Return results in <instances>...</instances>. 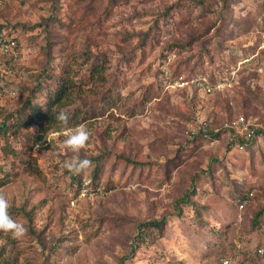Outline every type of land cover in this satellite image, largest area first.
<instances>
[{
  "label": "rangeland",
  "instance_id": "374dc122",
  "mask_svg": "<svg viewBox=\"0 0 264 264\" xmlns=\"http://www.w3.org/2000/svg\"><path fill=\"white\" fill-rule=\"evenodd\" d=\"M202 1L206 10L195 0H15L2 10L0 22L16 33L19 44L15 65L25 68L19 81L3 80L4 86L11 81L24 85L22 89L33 86L49 37L56 43L51 50L53 71L67 63L70 52L80 61L86 47L104 57L109 82L98 94L106 93L109 100L101 107L90 104L87 114L75 117L89 129L90 139L74 154L61 146L74 121L68 122L67 129L58 123L48 127L38 141L30 134L37 126L30 132L17 130L15 115L24 105V89L0 92V123L5 120L11 127L0 137V147L6 142L19 153L14 161L12 155H0L3 171L12 173L0 192L10 203L9 214L27 229L19 240L0 231V259L9 264H119L120 258H124L121 264H218L222 255L243 260L246 252L253 256L254 249L264 244L261 232L249 226L252 209L264 207V138L256 140L252 154L227 151L222 143L190 144L182 151L191 155L172 171L168 182H161L164 167L159 170L152 164H165L175 156L190 138L187 133L197 131L200 123L221 128L243 117L264 124V96L260 95L259 103L242 88L244 84L264 94V0H231L229 15L233 13L239 22L224 20L218 38L222 46L209 41L205 52L199 40L183 48L178 58L176 52L165 50L167 45L186 40L192 28L200 27L203 14L212 20L218 16L221 0ZM175 3L178 7L163 17L165 8ZM155 20L157 28L144 48L130 52L137 34ZM127 34L130 42L120 46L122 53L116 45ZM177 59L184 63L182 76L190 80L205 82L213 74L214 93L195 91L186 81H167L169 65ZM113 75L118 78L114 84ZM86 82L78 79L75 85ZM92 85L88 81L82 89ZM146 92L151 99L140 106ZM223 99L228 102L229 118L220 108ZM80 104L74 92L64 109ZM105 148L131 157L141 167L116 165L110 158L99 182L86 185L85 173L76 194L77 183L64 162L74 155L98 156ZM109 177L110 192L105 189ZM245 191L252 193L253 200L239 209L233 198ZM16 208H23L26 216ZM162 217L166 224L161 237L151 243L134 240L139 223ZM258 263L263 261L252 262Z\"/></svg>",
  "mask_w": 264,
  "mask_h": 264
},
{
  "label": "trees",
  "instance_id": "16d2710c",
  "mask_svg": "<svg viewBox=\"0 0 264 264\" xmlns=\"http://www.w3.org/2000/svg\"><path fill=\"white\" fill-rule=\"evenodd\" d=\"M231 0H221L220 5L216 7L218 9V16L215 20L209 19V15L203 14L202 18H207V20H199L200 21V27L199 28H192L193 30L190 31L188 34V38L186 40H173L165 50L176 52V57L180 58V53L183 48H186L187 46L192 45L194 42L201 40V48L202 51H207L205 48L207 46V43L209 41H215L218 43V45L222 46L221 42L218 41V38L221 37L220 32H222L224 27V20L227 19L228 22H239L238 20L234 19L233 13L232 15H229V11H231L230 2ZM53 4H56V1L52 2ZM195 4H198L201 6L203 10H206L208 7L205 2L202 0H195ZM54 6V5H53ZM178 7V3H175L174 5L167 6L165 10L162 13L163 17H167L170 15V10L172 8ZM88 8V7H87ZM206 8V9H205ZM54 19V17L52 18ZM219 22V25L217 24ZM2 27V26H1ZM0 27V28H1ZM22 29H27L30 27L21 26ZM61 27L63 28L64 25L61 24ZM157 28V21H154V24L150 26L146 31H142L141 33H138L135 40L136 43L132 45L130 52L134 50H142L144 48V45L146 42H148V36L152 34V32ZM133 34V33H132ZM130 36V34H127L123 37V39L117 42L118 51L122 52L121 45H126L127 38ZM47 38V43L45 45V56H44V62L42 64V67L40 68L41 71L34 76L33 79V86L32 87H25L23 90L22 87L24 85H14L16 83H8L6 86H4L5 89L15 91L14 89H22L25 93V100L24 105L21 106L19 109L16 110L15 118L17 120V130L26 129L30 132V129L33 126H37V129L34 133L30 132L31 135H34L36 138H38V141L42 139V135L48 127H52L54 124L58 123L55 119V117L59 114L61 111H65L69 116V121H74V125L77 126L80 123L78 121H75V117L78 116L81 112L82 114H87L86 109L90 106V104H96V106H104L107 105V102L109 99H107V94H98V89L102 88L104 86V83L109 82L108 76L104 75L106 61L100 57L101 55L93 54L88 47L84 49L83 52H81L80 55V61L76 60V57L73 58L72 52L68 56H66L67 63L58 65L59 70L53 71V67H51L50 62L53 61V56L51 53L52 47L56 44L52 41L49 37ZM131 40V39H129ZM134 41V40H133ZM121 42V43H120ZM222 48V47H221ZM173 50V51H172ZM123 53V52H122ZM58 54V53H57ZM184 65L180 59H177L175 63H172L169 65L168 70V77L167 81L170 82H181L186 81L187 84H190L191 88H193L195 91H197V88H200L196 82H200L201 80L192 79L190 80V76H182L181 73V65ZM22 69L24 72V67H18ZM25 74V73H24ZM162 74V73H161ZM24 79V78H23ZM22 79V80H23ZM80 79L83 82L88 83V81H92L93 85L90 87H87L85 90L82 89V85L86 83H80L81 86L75 85V82ZM21 80V81H22ZM2 80L0 79V82ZM118 81L117 76L113 75V84ZM193 81V82H189ZM195 81V82H194ZM23 82V81H22ZM112 82V81H111ZM193 83V84H192ZM204 85L213 87V91L215 89L216 79L214 78L213 74H210L205 82H202ZM112 84V86H113ZM111 86V89L108 90V92L112 91L113 87ZM162 87V83L159 82L158 88ZM76 90H74V89ZM242 88L244 90V93L249 95L252 99H256L257 102H262L260 99L261 96H264L263 93H261V90H258L257 88H254V90L250 89L247 85L242 84ZM26 90V91H25ZM205 93V95H212V93ZM0 92L7 94V92L2 91L0 88ZM76 93L77 97L79 98V102L81 103L78 107L69 109V111H66L64 109L66 106V102L69 98H72V93ZM149 92V91H148ZM146 92L145 95L141 98L139 105L143 106L146 101L151 99V93ZM222 92V91H219ZM1 93V94H2ZM239 95H242V93L239 92ZM92 98V99H90ZM224 100V99H223ZM41 101V103H40ZM194 103V101H193ZM243 105L245 102L243 101ZM228 102L226 100L222 101L220 108L226 112V117L229 118L231 115L230 109H228ZM136 107V105H135ZM82 109L84 111H82ZM245 115V114H244ZM192 117L189 116L188 118H185L186 120H190ZM84 121V120H82ZM209 128L206 127L204 131L197 130V132L194 135H190L187 133L190 138L185 140V143L182 144L180 149L176 151L175 156H172L171 159H168L165 164L158 165L155 163H152L156 166V169H161V167H164L162 181L161 182H168V180L171 177V173L175 168H178L184 160H186L191 153L189 154L187 151L183 152L182 149H186L190 144L198 143L199 141L208 144V140L211 139L213 136L216 135L213 134V127H215V124H211ZM183 131H185V128L181 127ZM11 129V127L6 123L5 120H2L0 123V137H4L6 132H8ZM186 132V131H185ZM222 132H219L217 136L219 137L222 135ZM213 137V138H214ZM264 138V137H263ZM201 144V143H198ZM256 145V140L252 141L251 145L246 147V151L249 150L250 154H252V148ZM230 148L226 146V150L228 151ZM0 155H12L13 161L18 159L19 153L18 151H14L11 149L6 142L0 147ZM113 151L112 149H104L102 153H100L98 156L88 158L91 161V166L85 169L84 171L74 174L72 172V179L76 181L77 183V189L76 194L80 193V189H82V181L84 180V174L89 177L87 181H85L86 185L93 186L99 182V178L102 175L103 166L106 164V161H110V158L113 160V162L116 163V165L120 164L122 166H128L132 163L135 165H138L141 167L140 163L134 161L131 159V157L126 156L123 153L120 152H113L114 154H111ZM113 158H112V157ZM105 157V159H103ZM101 158V159H100ZM83 159V158H82ZM113 164V167L115 165ZM143 165V164H142ZM0 173H3V176L0 178V187L4 186L8 182V177L11 176L12 173H8L6 171H3L2 165H0ZM111 174V173H110ZM195 180V178H194ZM111 177L107 178V187L105 188L106 191H109L113 188L111 184ZM85 187V186H83ZM86 188V187H85ZM104 190V189H103ZM105 191V192H106ZM110 192V191H109ZM249 191H245L244 193L237 195V197L233 198V202L236 204L241 202L245 198V193ZM253 199H248V202L251 203ZM184 202L190 203L188 199H184ZM256 209L251 211V219L249 220V226L253 231L261 232L262 236L264 237V207L260 205H256ZM17 211H21L22 215L26 216V213H24V209L21 208L20 210L16 208ZM9 211H11V208H9ZM178 211V210H177ZM28 215V214H27ZM166 219L162 217L160 220H153L149 222H143L139 223L137 225L136 231L137 235L134 236V240L138 242H142L143 240H147L148 242H153L154 239H157L161 237L162 230L165 227ZM138 246V245H137ZM262 245H258L256 249L253 251V256L250 255L249 252H246L244 255L245 258L242 260L243 263L247 262L248 264H252L255 259L259 260L264 257H260L256 254L257 248H259ZM124 258H120L119 264H121L122 260ZM10 262L7 261L6 258L0 259V264H9Z\"/></svg>",
  "mask_w": 264,
  "mask_h": 264
},
{
  "label": "built area",
  "instance_id": "2783aa9c",
  "mask_svg": "<svg viewBox=\"0 0 264 264\" xmlns=\"http://www.w3.org/2000/svg\"><path fill=\"white\" fill-rule=\"evenodd\" d=\"M14 1L15 0H0V13L5 7L10 6ZM0 27V79L2 80L0 88L2 91L7 92V94L8 92L14 94V91H8L4 88L3 80L11 79L13 82H15L19 81L21 79L20 77L24 75L22 69L15 65L18 60L19 44L15 32L4 27L1 22ZM196 83L206 93L213 91V87L211 86L204 85L202 82ZM206 127H208V124L203 122L198 125L197 130L204 131ZM196 132L197 131H190V135L192 136ZM212 132L216 136H213L214 138L212 137L208 140L209 145L217 146L222 143L225 147L228 146L234 151L243 152L246 150L247 146L251 145L252 141L264 137V124L255 125L254 123L249 122L247 119L239 117L230 123H224L223 127L221 128L213 127ZM219 132H222L223 134L218 137L217 134H219ZM251 196V192L245 193V198L241 202L237 203L238 208L242 209ZM256 254L260 257H264V246L257 248ZM218 264L248 263H243L239 257L235 259L231 256L222 255L219 258Z\"/></svg>",
  "mask_w": 264,
  "mask_h": 264
},
{
  "label": "clouds",
  "instance_id": "9594fccd",
  "mask_svg": "<svg viewBox=\"0 0 264 264\" xmlns=\"http://www.w3.org/2000/svg\"><path fill=\"white\" fill-rule=\"evenodd\" d=\"M61 129H67L69 116L65 111L59 112L55 117ZM90 139V131L84 124L75 126L69 130V134L62 141V147L66 151L74 154L80 153L87 145ZM63 166L74 174H78L91 166V161L87 158L81 159L78 155H74L70 160L64 162ZM10 203L7 197L0 192V231L7 233L11 238L22 239L27 229L24 224L13 219L9 214Z\"/></svg>",
  "mask_w": 264,
  "mask_h": 264
},
{
  "label": "crops",
  "instance_id": "0c3cea01",
  "mask_svg": "<svg viewBox=\"0 0 264 264\" xmlns=\"http://www.w3.org/2000/svg\"><path fill=\"white\" fill-rule=\"evenodd\" d=\"M259 260H262V261H263V264H264V258H262V259H259ZM258 264H260V263H258Z\"/></svg>",
  "mask_w": 264,
  "mask_h": 264
}]
</instances>
